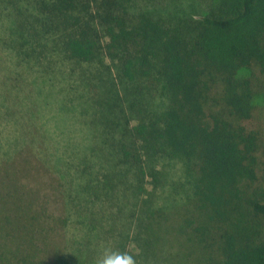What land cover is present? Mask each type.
I'll list each match as a JSON object with an SVG mask.
<instances>
[{"label":"trees","instance_id":"1","mask_svg":"<svg viewBox=\"0 0 264 264\" xmlns=\"http://www.w3.org/2000/svg\"><path fill=\"white\" fill-rule=\"evenodd\" d=\"M175 1L0 0V264H264V0Z\"/></svg>","mask_w":264,"mask_h":264},{"label":"rangeland","instance_id":"2","mask_svg":"<svg viewBox=\"0 0 264 264\" xmlns=\"http://www.w3.org/2000/svg\"><path fill=\"white\" fill-rule=\"evenodd\" d=\"M209 0H176L174 2L175 7L173 8V12H176L180 15L187 14L191 17L196 18L199 16L200 12L203 11L206 8L207 3ZM237 77L239 78H247L250 81L251 89H252V112L249 119L244 121L246 127L248 129H253L258 134V155L260 159L259 168L257 170V183L264 184V73L260 70V68L252 64L248 67L241 68L237 71ZM3 87V86H2ZM29 86H24L22 88V93L25 94V100L21 103L24 104L22 108H25V112L23 113V116L25 118H30L31 120L36 119L34 118L35 112H36V106L33 103L34 99L31 98V90L29 89ZM34 98L36 97L33 95ZM42 101L47 100L43 95ZM21 104H18L21 105ZM48 104L46 105L47 111H45L44 114H41V117H43L44 120H48L51 122L52 120L49 118H46L50 114V107H48ZM45 110V109H44ZM48 113V114H47ZM46 134L47 131H45ZM59 135L63 136L65 133L63 131L58 132ZM14 146V144H11L9 147ZM3 147H1L2 149ZM7 153L2 152L0 150V157H10L12 160L15 161V158L17 154H13L12 152H9L6 150ZM10 169V167H9ZM1 173V172H0ZM30 174L35 175L34 171H31ZM175 174H179V171L176 170ZM33 179V178H32ZM31 180V179H29ZM44 178L39 179L38 178V184L43 183ZM35 180L28 181L29 184H33ZM13 183L11 182L10 185ZM256 184V183H255ZM174 209L176 210V213H174L173 221H174V231L175 229L178 231L180 228V224L182 222V216L186 213L185 208L190 207L188 201L182 197L177 196L174 203ZM176 232V231H175ZM181 237L180 235H178ZM180 241L184 242L183 239H180ZM181 249H184L183 247H180ZM194 248V254L198 256V253L202 250L199 246H195ZM176 250L179 251V249L176 248ZM195 256H193L194 258Z\"/></svg>","mask_w":264,"mask_h":264}]
</instances>
